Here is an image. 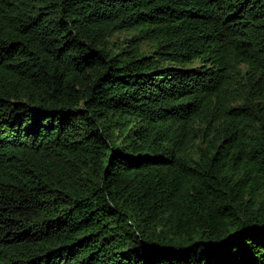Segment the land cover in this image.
<instances>
[{
	"label": "trees",
	"instance_id": "1",
	"mask_svg": "<svg viewBox=\"0 0 264 264\" xmlns=\"http://www.w3.org/2000/svg\"><path fill=\"white\" fill-rule=\"evenodd\" d=\"M0 264H264V0H0Z\"/></svg>",
	"mask_w": 264,
	"mask_h": 264
},
{
	"label": "rangeland",
	"instance_id": "2",
	"mask_svg": "<svg viewBox=\"0 0 264 264\" xmlns=\"http://www.w3.org/2000/svg\"><path fill=\"white\" fill-rule=\"evenodd\" d=\"M131 37H132V33H128V32L114 35L111 38V45L113 49L123 46L126 50H130L131 44L128 43V41L130 40ZM142 47L144 50L150 49V45L146 43L143 44Z\"/></svg>",
	"mask_w": 264,
	"mask_h": 264
}]
</instances>
